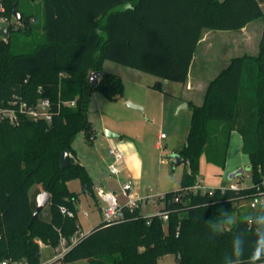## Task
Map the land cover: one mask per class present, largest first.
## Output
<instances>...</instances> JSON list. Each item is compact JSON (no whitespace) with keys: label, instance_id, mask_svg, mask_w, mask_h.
<instances>
[{"label":"trees","instance_id":"trees-1","mask_svg":"<svg viewBox=\"0 0 264 264\" xmlns=\"http://www.w3.org/2000/svg\"><path fill=\"white\" fill-rule=\"evenodd\" d=\"M39 1L42 32L34 28L41 12H25L20 0H1L5 11L0 13L9 19L10 32L32 37L29 51L17 48L11 35L0 38V100L14 93L29 101L49 97L54 110L51 123L0 122V257L27 258L35 264L41 262L40 242L56 247L62 238L82 233L79 193L67 181L79 177L84 190L95 195L90 171L73 143L81 131L94 137L89 114L93 89L110 99L123 96L122 78L104 71V60L184 83L206 29L239 30L257 19L264 23L260 0ZM92 71L101 72L96 86L88 82ZM190 105L188 139L176 151L186 166L181 187L158 200V210L168 211L169 219L124 207V219L102 220L84 233L59 259L63 264L78 259L91 264H159L170 253L180 257L181 264H251L257 240L264 238V214L236 222L231 215L235 201L254 194L264 167V28L259 54L231 57L210 81L202 105ZM234 130L250 157L252 185L194 191L202 155L224 166ZM65 151L69 165L62 167ZM33 185L51 193L47 214L35 218ZM256 264H264V257Z\"/></svg>","mask_w":264,"mask_h":264},{"label":"rangeland","instance_id":"rangeland-1","mask_svg":"<svg viewBox=\"0 0 264 264\" xmlns=\"http://www.w3.org/2000/svg\"><path fill=\"white\" fill-rule=\"evenodd\" d=\"M261 1L264 5V0ZM39 2V0H20V8L25 12L38 11L39 13V11L41 12V3ZM42 21L43 13L41 12L38 21L34 24V28L40 32L42 30L39 26L41 27ZM4 24L0 20V26ZM248 31L252 35L249 38L247 47L236 48L232 46L228 48L225 47L224 42L233 38L229 36L228 31L206 29L198 46L197 53L199 56H197V60H200V55L204 54L205 64L208 65L209 57L207 55L218 54L219 58L221 57L218 60V67H220L231 56L245 54V50L249 55H258L262 37L260 26L259 28L256 26L249 27ZM9 35H11L12 42L17 48L24 51L31 50V36L16 31L10 32ZM194 67H196V63ZM213 68V73H216L218 69L215 66ZM103 69L122 78L124 93L118 99H110L101 89L95 88L92 90L89 114L93 120L95 134L92 138L86 137L83 131L77 134L73 146L78 157L90 173L93 170L99 177L107 178L109 176L108 164L112 162V156L109 152L112 145L108 143L110 139L108 131H110L118 135L113 140H119V136L132 139L141 150L143 164L138 178L141 180L139 186L143 192H147L148 195H156L165 190L179 189L186 166L184 162L175 166L171 155L181 149L187 142L192 119L190 104L187 105L183 101L175 105L184 88V83L175 80L166 82L165 79L150 72L136 70L133 67L109 59L104 60ZM157 82H159L160 87L156 86ZM163 99H166L165 106H163ZM128 101L142 106L143 110L131 108L127 104ZM161 133L165 134L167 138L163 141L162 146L156 147L158 142H162L159 139ZM234 134L235 137L231 135L224 166L209 163L206 157L202 155L200 180L205 190L215 187H228L231 183H237L241 188L252 185L253 172L248 169L250 157L242 149L240 134L236 131ZM241 167L245 171L232 178L231 174ZM67 184L72 191L79 193L77 203L79 209L78 219L81 223L82 232L87 233L103 220V215L99 210V207H103V202L98 200L96 194L92 195L84 190L79 177L69 179ZM42 191L44 189L40 185H33L30 188V193L34 194L35 197ZM161 205L162 203H158V201L142 203L141 213L144 216L154 215ZM234 207V212L231 215L232 222L264 214L263 207L251 208L249 199L235 201ZM45 211H47V207ZM40 253L42 263L63 264L62 260L53 261L55 252L54 247L50 244L42 243ZM69 264L91 263L87 259H78L71 261ZM159 264H178L177 256L173 253L166 254L159 259Z\"/></svg>","mask_w":264,"mask_h":264},{"label":"built area","instance_id":"built-area-1","mask_svg":"<svg viewBox=\"0 0 264 264\" xmlns=\"http://www.w3.org/2000/svg\"><path fill=\"white\" fill-rule=\"evenodd\" d=\"M5 11V7L0 0V13ZM0 20L8 25L9 19L6 16L0 14ZM74 102H72L73 104ZM54 117V110L52 100L49 97H41L35 101H29L24 99L20 94L14 93L7 101L0 100V122L9 121L10 123L17 125L24 119L30 120H44L51 123ZM166 138V135L161 133L160 139ZM162 142L159 146H162ZM110 153L114 157V161L110 163L109 170L112 174H119L121 172L120 161L124 158L123 151L117 147L112 146ZM260 180L255 184L256 191L249 198V205L251 208L263 207L264 208V167L259 169ZM230 188L239 189L237 183H231ZM194 191L205 190L201 180L193 186ZM95 194L103 202L102 214L103 221L108 223L119 221L125 218L124 207L134 208L140 207L142 203H148L150 201L156 202L160 198L164 197V193L156 195L142 196L135 191L132 180L125 181L122 185V192L125 196V203H122L117 194L113 191L107 190L102 186L94 187ZM62 211L70 216L73 213L66 208L62 207ZM162 217L164 221L169 219L168 211L158 210L157 213ZM152 216V215H151ZM84 233H78L71 237V239L62 238L59 245L54 247V260H59L64 257L66 252L75 244L81 241ZM42 245V242H40ZM0 264H35L27 258H1ZM39 264H50L42 263Z\"/></svg>","mask_w":264,"mask_h":264},{"label":"crops","instance_id":"crops-1","mask_svg":"<svg viewBox=\"0 0 264 264\" xmlns=\"http://www.w3.org/2000/svg\"><path fill=\"white\" fill-rule=\"evenodd\" d=\"M260 3L262 5V8L264 10V5L262 3V1L260 0ZM256 26L261 29V36L263 33V28H264V23H263V19H257L254 21L249 22L248 24H246L243 28L239 29V30H225L228 31L229 36L233 37L232 40H226L224 42L225 47H232L235 46L236 48H242L243 46L247 47L248 43H249V38L252 34L249 33L248 28L249 27H253ZM201 43V40L200 42ZM199 46V44H198ZM198 46L196 49V52L194 54L193 60H192V64L189 70V75L188 78L186 80V82H184V88L182 89L181 93H180V97L178 99V101L176 102L175 105H178L179 103L185 101L187 103V105H189L191 102L195 103L196 105H202V103L204 102L205 99V94L207 91V87L210 83L211 80H213L218 73L229 63L231 57L225 62L224 65L219 66V62L218 60L221 59V57L219 58V55H212L210 56V54L207 55L208 60H209V66L205 64L204 57L205 55H200V60H197V56L198 55ZM211 47V45H210ZM244 53V52H243ZM246 53V50H245ZM217 62V63H216ZM196 63V67H194ZM218 64V65H216ZM216 67V73H213V67ZM170 80H166V82H169ZM200 95H198V94ZM166 103V99H163V106H165ZM91 119V117H90ZM91 121L93 122V120L91 119ZM236 130L232 131L231 135L235 137V132ZM238 132V131H236ZM239 133V132H238ZM234 134V135H233ZM240 134V133H239ZM241 136V135H240ZM118 137V136H117ZM120 139L119 140H113L114 137H110L108 143L109 145L112 146H117L119 147L123 153H124V158L120 161V168H121V172L119 174H112L109 170V165L108 164V170H109V176L107 178H101L97 175V173H95L93 170L91 171V176L92 179L94 181V187L95 186H102L107 190L113 191L114 193L117 194L119 200L122 203H125V196L123 195L122 192V185L125 181L128 180H132L133 181V185L135 188V191L137 193H139L140 195H148L147 192H143V190L140 189L139 183H140V179L138 177H140V171H141V167L143 164V155L141 150L139 149L137 143L129 138H122V136H119ZM167 138V136H166ZM160 139V135H159V139L163 141L166 139ZM238 138V136L236 137V139ZM242 139V136H241ZM231 140V138H230ZM159 143L158 142L156 144V147H159ZM243 143V141H242ZM110 152V151H109ZM111 154V153H110ZM112 156V162L114 161V157ZM203 157H205V155H203ZM201 157V161L202 158ZM79 160L81 161L80 157H78ZM200 161V162H201ZM82 162V161H81ZM111 162V163H112ZM201 164V163H200ZM115 175V176H114ZM113 179H116L115 181ZM167 191L170 190H165L164 192H161L159 194L165 193ZM99 201H101L100 199H98ZM99 210L102 214V207H99ZM103 215V214H102Z\"/></svg>","mask_w":264,"mask_h":264},{"label":"water","instance_id":"water-1","mask_svg":"<svg viewBox=\"0 0 264 264\" xmlns=\"http://www.w3.org/2000/svg\"><path fill=\"white\" fill-rule=\"evenodd\" d=\"M15 15L19 19L21 18L20 13H15ZM9 34H10V27L8 25L0 26V36H2L3 38H6ZM100 75H101L100 71H92L88 77L89 84L92 86H96L98 83ZM127 104L131 108L143 110L142 106L136 105V104L132 103L131 101H128ZM184 106H186V105H184ZM108 136L109 137H117L118 135L116 133L108 131ZM171 157L173 159L175 166L183 161L182 155L178 152H174L171 155ZM61 165H62V167H67L69 165V154L66 151L63 152L61 155ZM250 168H251L250 165H248V169H250ZM244 171H245V169L243 167H241L237 171L233 172L231 174V177L234 178L235 176H237L240 173H243ZM50 201H51V193L50 192H48L46 190L40 192L36 197V208H35L33 217L35 218L39 213H42V212H44V214H47V211H45V208L50 203ZM178 264H181V258L180 257L178 258Z\"/></svg>","mask_w":264,"mask_h":264},{"label":"clouds","instance_id":"clouds-1","mask_svg":"<svg viewBox=\"0 0 264 264\" xmlns=\"http://www.w3.org/2000/svg\"><path fill=\"white\" fill-rule=\"evenodd\" d=\"M237 254L239 255V249H236ZM264 257V238L258 239L256 243V247L252 252L250 257L251 264H256V261H259Z\"/></svg>","mask_w":264,"mask_h":264}]
</instances>
